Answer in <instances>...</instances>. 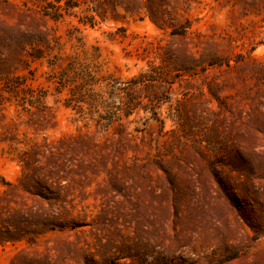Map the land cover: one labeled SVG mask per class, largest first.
Returning <instances> with one entry per match:
<instances>
[{
  "label": "rangeland",
  "instance_id": "374dc122",
  "mask_svg": "<svg viewBox=\"0 0 264 264\" xmlns=\"http://www.w3.org/2000/svg\"><path fill=\"white\" fill-rule=\"evenodd\" d=\"M0 264H264V0H0Z\"/></svg>",
  "mask_w": 264,
  "mask_h": 264
}]
</instances>
